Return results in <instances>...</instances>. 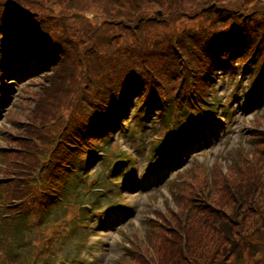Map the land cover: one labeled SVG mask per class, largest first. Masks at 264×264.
<instances>
[{"label": "trees", "instance_id": "16d2710c", "mask_svg": "<svg viewBox=\"0 0 264 264\" xmlns=\"http://www.w3.org/2000/svg\"><path fill=\"white\" fill-rule=\"evenodd\" d=\"M85 1L0 0V60L5 47H10L13 54L21 52V65V60L25 63L33 52L25 43L44 45L34 61L37 72H20L17 83L38 73L58 72L68 84L75 83L79 75L88 94H96L93 102L85 99L87 108H71L69 120L58 132L57 147H67L73 153L65 157L68 164H82L77 155L93 153L102 135L109 130L116 132L132 113L137 98L153 106L160 105L159 100L163 105L170 100L177 116L182 108L189 118L196 119L200 134L210 136L217 128L219 115L202 101L211 91L215 72L225 70L239 77L238 82L241 76L246 77L243 88L234 96L248 88L247 95L253 102L264 94V4L259 5L263 0H164L168 15L162 18L175 20L180 12L191 19L200 14L202 18L199 24L173 29L160 21L163 30L151 28L157 18L148 13L154 7L158 13L162 10L159 0H103L91 16L88 7L84 8ZM55 2L65 4L58 15L52 10ZM187 4L190 6L186 8ZM122 66L129 69L112 75ZM142 71H151L153 78ZM5 84V66L0 61V97ZM163 86L166 92L171 89L170 97L163 95ZM46 90L36 92V96L32 91L29 94L37 98L36 104L44 102L48 109L50 98L43 97ZM54 90L49 88L45 96L54 97ZM252 135L264 140L262 129H254ZM186 140L182 143L189 149ZM262 151L264 155V148ZM62 174L60 169L52 173L58 190ZM239 186L230 196L234 215L209 203H198L192 220H187L191 227L163 237L155 247H171L189 264H264V216L259 223L248 224V217L257 215L249 206L251 202L254 206L258 191ZM190 194V199L202 198L200 190ZM247 229L252 231L250 237L245 233ZM166 257L164 254L165 261ZM168 258V264L175 263L173 255Z\"/></svg>", "mask_w": 264, "mask_h": 264}, {"label": "rangeland", "instance_id": "374dc122", "mask_svg": "<svg viewBox=\"0 0 264 264\" xmlns=\"http://www.w3.org/2000/svg\"><path fill=\"white\" fill-rule=\"evenodd\" d=\"M46 1L44 0V2ZM159 1L163 6L159 13L158 10L156 11L157 7L148 11L149 14L157 18V20H153V26L151 27L154 30H163L164 25L160 21H163L165 25L168 24V29H173L181 27L184 24H199L202 18V14H200L191 19L188 16H182L184 14L183 12H180V16L176 17L175 20H171L168 16L167 18H162L163 14H167L168 10L165 8V1ZM55 4L52 5V10H56L57 12L54 13L58 15V12L65 9V4L57 2ZM263 4L264 0L259 5ZM99 5H103V0H86L84 2V8L86 6L88 7L90 13L88 16H91L92 12L95 13L94 9H97ZM189 6L190 4L185 5L186 8ZM86 26L88 25L86 24ZM60 29L61 27L58 30L60 31ZM63 77L64 75L54 72L46 76L42 75V77L32 81L29 80L31 82L27 81V84L22 88L21 96L19 97V94L15 96L12 102L13 107L11 104L1 114L2 116L0 115V149L6 148V153L0 158L2 163L0 165V177L14 175L15 177L11 178L13 181L11 186L18 183L19 180V196L23 194V183L30 179L31 174L33 177L38 171V168L31 165L37 164L38 150L42 147L50 146L56 139L55 128L60 127L62 121L56 124L58 126L51 124L49 119L54 115L55 110L61 107L62 113L67 108H78L83 105L85 106L84 108H87L88 104L84 99L90 98L93 100L96 98V94L92 96L88 94L84 79L79 75L74 78L75 83L73 82L71 84L65 83ZM212 83L214 85L207 94L213 100L216 99L217 102L223 103L231 98V93L237 83V77L227 75L224 70H221L215 74ZM245 83L246 78L243 79V84H241L239 90L243 88ZM49 88L55 89L54 97L45 96ZM42 89H47L43 97L50 98L47 101L48 109L45 107L44 102L36 104L37 98L29 94L32 91L35 92L33 95L36 96ZM163 89L166 92V86H163ZM74 99H76L75 102ZM69 101L74 103L70 104ZM235 101L234 99L232 103H235ZM88 108L90 109L91 107L89 106ZM230 113L228 115L227 128H222L220 125L219 128L221 127L220 129L223 132L221 133V130H219V133L209 146L203 145L201 148L195 149L193 151L195 154L192 156L194 159H187L177 165L169 163V167L171 168L169 178L171 180L166 187L162 185L160 188L161 191L158 192L156 186L149 191H154L152 192L153 194H144L138 198H133L136 199V203L140 209L138 215L134 216L135 219L116 225L110 231L96 230L95 228L98 227L95 225L86 227L82 223L79 226L75 223L71 236L62 238L64 244L55 255L56 259L51 260L52 263L64 261L66 264L65 261L69 260L71 264H79L83 253L91 257V264H120L121 262L125 263L130 261L133 256H128L127 248L133 249L135 246L139 247L142 244L143 246L150 244L151 242L144 236L146 231L152 236L155 244L161 241L163 237L168 236L165 230H162V227L165 226L175 229L176 218L185 211L189 204L197 206L198 203L207 201L215 204L220 209H225L224 212L234 215L236 209L234 206L231 208V191L240 188L237 184H241V181H246L247 176L253 177L255 182L252 179H247L248 183H246L245 189L248 190L251 186L257 188L258 191L256 192L257 196L256 201H254V206L252 202L249 206L250 209L255 208L253 214L257 215H250L248 217V224L252 225L262 221V216H264V176L262 178L260 177L263 171L258 162H256L255 154L264 148V140L256 139L254 135L249 137L247 135L254 128L264 131V104L261 107V111L255 114L243 113L238 109ZM181 122V120L176 121L173 125L174 128L181 126V133L186 136L188 135V138L193 141L192 144H195L196 141L194 138L190 137L192 135L191 126H182ZM222 122L224 127L226 122ZM147 124L151 123L148 122ZM151 127H148L146 136L142 137L140 134L133 133V127L131 126V129L126 135L129 134L127 136L125 135V138L118 139V143H120L119 150L125 153L126 151L135 153L136 157L139 158V163L143 165L150 163L152 161L151 151L148 149L150 139H155V136L159 132L158 130L150 132ZM164 133L165 129L162 126L160 135ZM111 135H114V133L106 135L104 141L110 140ZM123 135L124 133L116 136ZM173 145L174 142H170L166 154H172ZM159 160L168 165L163 157H159ZM257 168L261 169V173ZM31 169H33V172ZM100 169L102 171L101 175L103 176L105 167L101 166ZM191 181L193 182L190 184ZM187 189L190 193L200 190V195L204 199L200 197L190 199L189 196L191 194L186 196L180 193ZM14 191L16 192V190ZM176 192H178V195L174 196ZM9 199L10 196H6L4 201L8 202ZM168 200L171 201L170 205L166 204ZM64 201L69 202L67 198H64ZM243 211L238 212L239 215ZM149 216L151 220L147 221ZM250 232H252L251 229L245 231L249 237L251 235ZM48 234L49 232L45 234L44 238H47ZM93 234L98 235L99 238L94 237ZM156 234L159 237L155 236ZM33 247L35 245H29L25 248V244L19 243L14 250L11 251L8 249V252H10V256L15 257L16 254L14 252L19 251V257L24 255L26 261H31L33 257L31 248ZM35 251L39 254L43 252L39 251V249ZM161 251L163 252L161 264H168L167 262L170 261L168 257L171 255L175 259L174 264H189L177 250H172L171 247L163 246ZM164 254L168 256L166 257L167 262L165 261ZM8 257L7 252L3 250L0 254V264H5ZM36 262L37 258L34 259V264ZM230 264L236 263L231 262Z\"/></svg>", "mask_w": 264, "mask_h": 264}]
</instances>
